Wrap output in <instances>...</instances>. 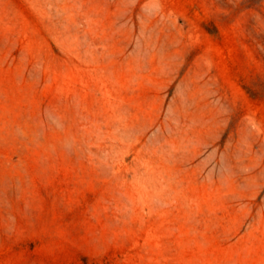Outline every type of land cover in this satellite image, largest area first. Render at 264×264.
<instances>
[{"label":"rangeland","instance_id":"rangeland-1","mask_svg":"<svg viewBox=\"0 0 264 264\" xmlns=\"http://www.w3.org/2000/svg\"><path fill=\"white\" fill-rule=\"evenodd\" d=\"M0 264H264V0H0Z\"/></svg>","mask_w":264,"mask_h":264}]
</instances>
